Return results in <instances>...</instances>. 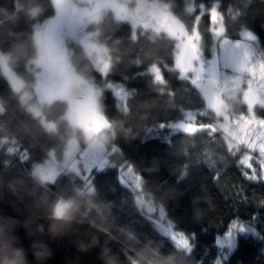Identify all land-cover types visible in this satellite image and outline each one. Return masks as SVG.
Returning a JSON list of instances; mask_svg holds the SVG:
<instances>
[{"label":"trees","instance_id":"obj_1","mask_svg":"<svg viewBox=\"0 0 264 264\" xmlns=\"http://www.w3.org/2000/svg\"><path fill=\"white\" fill-rule=\"evenodd\" d=\"M162 1L187 30L196 25L203 52L213 41L205 8L216 2L224 36L235 38L245 28L264 54V0ZM37 3L41 14L28 16L27 8ZM53 13L52 0H0V51L8 54L9 67L27 86L34 80L27 68L36 54L34 24ZM87 29L106 49V68L100 71L85 47L73 39L68 63L75 75L88 69L91 81L100 87L109 128L108 164L92 168L87 180L69 169L43 185L35 180V163L50 151L62 156L67 134L61 117L67 105L54 99L41 106V114L59 129L50 135L0 72V164L5 182L40 216L52 215L57 201L67 204L64 217L84 221L87 215L111 232L135 264L141 257L143 264H214L219 254L216 237L234 218L254 217L263 238L239 237L220 264H264V177L257 153H249L256 168L252 178L251 168L240 163L243 149H232L221 131L209 126L221 117L207 106L201 88L176 66V39L168 32L140 27L134 32L128 21L116 18L108 8ZM153 64L157 77L149 71ZM108 83L119 86V97ZM186 111L197 114L193 131H169L164 126ZM226 112L231 118L246 115L247 107L237 96ZM254 114L264 118V104H256ZM11 142L17 144L14 149ZM122 165L131 167L145 198L162 208L175 232L191 242L190 249L161 232L137 207V191L120 179Z\"/></svg>","mask_w":264,"mask_h":264},{"label":"rangeland","instance_id":"obj_2","mask_svg":"<svg viewBox=\"0 0 264 264\" xmlns=\"http://www.w3.org/2000/svg\"><path fill=\"white\" fill-rule=\"evenodd\" d=\"M52 3L54 13L43 23L34 24L36 54L31 59V65L27 66L34 74L33 82L26 87L13 71V75L6 77L13 90L22 89V91H16L21 102L28 110L35 108L40 114L35 116L43 125L40 118L41 106L49 104L54 99H62L68 106L70 89L78 87L80 83L79 77L74 74L68 61L65 62L59 55L53 56L51 53L55 50L57 53H66L68 56L69 43L72 39L76 40L91 55L96 67L103 71L108 62L106 49L95 40L87 27L99 17L103 10L108 8L116 18L128 21L134 32L137 27H140L151 33L168 32L176 39V66L181 74L188 75L201 88L206 97L207 106L221 117L220 121L213 122L209 126L213 130H220L232 149H243L240 163L245 157H251V152L255 151L260 172L264 175V167L260 163L264 157L260 156L258 147L255 150L248 149L244 144L234 140L228 131L234 128L235 122L245 115H236L231 118L226 112L237 96L246 104V115H252L251 112L256 104H264V54L254 34L245 28L240 29L235 38L224 36L216 2L210 3L205 8L209 13L213 34V41L207 53L202 51L196 25L187 30L162 0H52ZM38 48L41 53L39 56H37ZM33 60H36V63H33ZM51 68L55 69L56 77L50 75L47 70ZM149 71L154 72L157 77L155 64L150 66ZM91 85L94 89L100 90V87L92 81ZM107 85L115 90L118 97L120 96L117 84L108 83ZM196 116V112L186 111L181 119L168 122L164 126L169 131L195 129L198 126ZM46 122L54 127L53 121ZM95 123L96 121L93 120V127ZM104 124L108 129V135V124L106 121ZM181 125L184 127H179ZM250 139H253L257 145L260 143L258 136L250 137ZM107 154L105 144L100 148H91L86 145L80 146L75 139L70 142L66 139L62 156L58 158L50 151L43 161L33 165L32 173H39L52 179L60 170L69 169L87 180L92 168L99 169L108 164ZM118 168L122 182L127 183L138 193L135 196L137 207L150 217L161 232L169 235L179 246L187 248V239L175 232L171 220L162 208L155 207L150 199L145 198L140 190V180L131 167L122 165ZM255 170L253 166L250 173L255 175ZM257 223L258 220L254 217L234 218L230 221L226 231L216 237L215 243L219 248V254L214 264H220L226 259L239 237L262 239L263 234Z\"/></svg>","mask_w":264,"mask_h":264},{"label":"water","instance_id":"obj_3","mask_svg":"<svg viewBox=\"0 0 264 264\" xmlns=\"http://www.w3.org/2000/svg\"><path fill=\"white\" fill-rule=\"evenodd\" d=\"M106 232L84 221L36 214L5 182L0 164V253L15 256V264L24 257L28 264H117L114 254L134 264Z\"/></svg>","mask_w":264,"mask_h":264},{"label":"clouds","instance_id":"obj_4","mask_svg":"<svg viewBox=\"0 0 264 264\" xmlns=\"http://www.w3.org/2000/svg\"><path fill=\"white\" fill-rule=\"evenodd\" d=\"M41 6L37 3L31 7L27 8L26 14L30 17H37L41 14ZM53 56L59 55L61 59L65 62L68 61V56L66 53H57L55 50L51 53ZM41 55L39 48L37 49V56ZM36 63V60L32 61ZM44 67L43 65H38ZM53 77H56V72L54 68L47 69ZM0 72L4 76L10 77L13 75L12 69L9 67V57L8 54L0 52ZM77 76L79 77V86L72 87L70 89L69 103L68 106L61 117V121L64 125L65 132L67 134V139L70 142L75 139L77 143H83L84 145L91 148H100L106 144L108 140L107 127L104 124L106 121V116L104 113V107L101 103V96L98 90L94 89L91 85L89 70L84 69L82 72H78ZM27 87V85H25ZM16 91H22L20 88H16ZM75 98V99H73ZM30 112L33 115H40L36 112L35 108H30ZM41 121L44 123L45 131L50 135L58 134L59 129L56 127L50 126L47 121V118L43 115L40 116ZM93 120L96 121L95 126H92ZM34 179L37 180L41 185L50 179L48 176H42L39 173L34 174ZM64 206L67 207V204L64 201H57L52 205L51 214L52 218L59 219L57 216V208ZM84 223L89 224L92 227L101 229L100 224L92 220L90 217L85 215ZM106 235L109 236V240H114L111 232H106ZM99 239V237H97ZM15 245V238L13 239V246ZM2 247V246H0ZM22 251V250H21ZM113 258L116 260L117 264H123L120 261L119 255L114 254ZM16 257L12 255H7L6 253H0V264H15ZM125 262L131 264L127 261ZM22 264H28V260L24 257ZM136 264H143V257L140 260L136 261Z\"/></svg>","mask_w":264,"mask_h":264},{"label":"snow or ice","instance_id":"obj_5","mask_svg":"<svg viewBox=\"0 0 264 264\" xmlns=\"http://www.w3.org/2000/svg\"><path fill=\"white\" fill-rule=\"evenodd\" d=\"M251 102V101H250ZM252 115L242 116L239 120L235 122V127L230 128L228 131L234 140L238 141L240 144H244L248 149L255 150L258 147L261 157H264V118L257 119L254 110L251 112ZM179 127H184L183 125ZM186 131H193L192 128H185ZM258 136L260 143L253 142V139L250 137ZM251 157H245L241 161L242 164H245L248 168H252ZM261 166L264 167V159L260 161ZM254 178V174L253 177ZM57 216L62 217L65 214V207L61 206L57 208ZM187 247L191 248V242H187Z\"/></svg>","mask_w":264,"mask_h":264},{"label":"built area","instance_id":"obj_6","mask_svg":"<svg viewBox=\"0 0 264 264\" xmlns=\"http://www.w3.org/2000/svg\"><path fill=\"white\" fill-rule=\"evenodd\" d=\"M0 128H1V126H0ZM16 146H17V144L15 142H11L10 143V148L11 149H14Z\"/></svg>","mask_w":264,"mask_h":264}]
</instances>
